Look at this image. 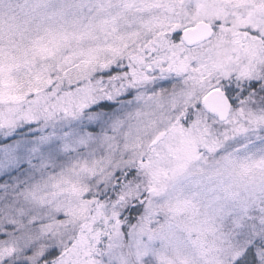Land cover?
<instances>
[{"label":"snow or ice","instance_id":"snow-or-ice-1","mask_svg":"<svg viewBox=\"0 0 264 264\" xmlns=\"http://www.w3.org/2000/svg\"><path fill=\"white\" fill-rule=\"evenodd\" d=\"M0 264H264V0H0Z\"/></svg>","mask_w":264,"mask_h":264}]
</instances>
